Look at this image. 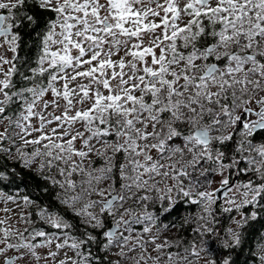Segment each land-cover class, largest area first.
I'll list each match as a JSON object with an SVG mask.
<instances>
[{"label": "snow or ice", "instance_id": "1", "mask_svg": "<svg viewBox=\"0 0 264 264\" xmlns=\"http://www.w3.org/2000/svg\"><path fill=\"white\" fill-rule=\"evenodd\" d=\"M0 264H264V0H0Z\"/></svg>", "mask_w": 264, "mask_h": 264}]
</instances>
